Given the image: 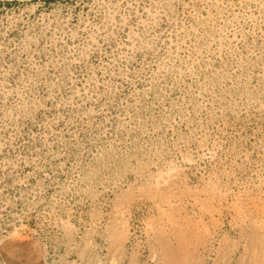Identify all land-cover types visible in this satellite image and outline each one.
<instances>
[{"label": "rangeland", "instance_id": "374dc122", "mask_svg": "<svg viewBox=\"0 0 264 264\" xmlns=\"http://www.w3.org/2000/svg\"><path fill=\"white\" fill-rule=\"evenodd\" d=\"M0 264H264V0H0Z\"/></svg>", "mask_w": 264, "mask_h": 264}]
</instances>
